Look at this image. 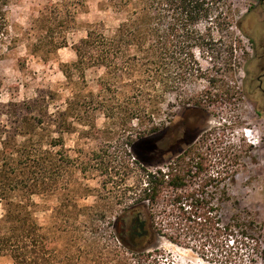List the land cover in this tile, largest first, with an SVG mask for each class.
I'll return each instance as SVG.
<instances>
[{
	"label": "rangeland",
	"instance_id": "obj_1",
	"mask_svg": "<svg viewBox=\"0 0 264 264\" xmlns=\"http://www.w3.org/2000/svg\"><path fill=\"white\" fill-rule=\"evenodd\" d=\"M8 1L13 35L19 42L15 49L4 51L0 61V150L5 142L18 144L32 137L39 152H51L53 163L64 156L72 162L63 176L54 171L55 177H38V193L31 197L38 223L50 232V264H118L122 255L138 264V258L146 256L128 255L116 243L113 224L122 207L130 204L123 194L130 196L128 189L137 187L139 180L128 145L154 128L160 130L157 133L167 129L170 138L181 133L216 163L211 173L226 178L219 184L228 198L222 203V219L240 216L252 238L245 240L231 264H264V112L256 83L251 82L258 68L253 57L256 44L252 46L249 38L256 34L245 28L252 1L232 0V27L214 32L208 51L195 52L199 73L158 100L142 103L136 118L122 113L115 120H106L95 107L104 98L117 99L115 88L100 91L104 68L88 69L84 78L74 73L67 79L62 73L64 66L75 62L71 47L85 37L90 25H102L106 34L118 26L122 15L112 11L110 0H81L66 47L46 58L30 52L28 46L40 34L36 18L61 0ZM70 102L85 105L84 123L76 121ZM68 106L71 115L62 125L58 113ZM171 158L165 156L144 169L154 171L157 165L165 170ZM9 194L17 196L14 200L21 196ZM3 204L0 201V217ZM233 240L229 239V247ZM158 246L143 264H226L216 251L217 256L211 251L200 255L164 240ZM0 264L13 262L0 255Z\"/></svg>",
	"mask_w": 264,
	"mask_h": 264
},
{
	"label": "trees",
	"instance_id": "obj_2",
	"mask_svg": "<svg viewBox=\"0 0 264 264\" xmlns=\"http://www.w3.org/2000/svg\"><path fill=\"white\" fill-rule=\"evenodd\" d=\"M80 1L61 0L50 7L51 11L45 9L36 18L40 34L29 44L30 52L46 58L66 47V35L74 25ZM110 2L112 11L122 15L118 26L106 34L102 25H90L85 37L71 47L75 62L62 69L67 79L74 73L84 78L85 71L91 68L105 69L100 91L111 88L118 91L116 100L104 98L95 104L106 120H115L122 113L130 116L127 118H136L142 103L158 100L180 81L199 73L200 68L194 67L197 66L195 52L208 51L212 34L228 30L234 23L232 0ZM9 5L8 0H0V61L4 51L15 49L19 42L13 35ZM235 26L241 32L239 22ZM233 50L231 45V54ZM125 79L128 82L123 83ZM129 99L134 102L127 103ZM70 104L74 105L72 115L76 121L84 123L82 107L85 105ZM125 105L131 107L127 109ZM70 106L58 113L62 125L71 115ZM152 131L128 145L139 180L137 187L128 189L130 196L123 194L130 204L122 207L113 224L116 243L128 255L146 253L138 258V264L146 262L151 256L149 251H157L160 240L200 255L208 251L214 255L216 251L220 261L231 264L245 247V240L250 238V228L240 216L227 222L222 219V203L228 198L219 184L226 178L211 173L216 163L204 157L193 142L185 141L181 133L170 138L166 135L167 129L164 133H157L160 130L155 128ZM193 131L191 128L190 134ZM165 156H172L165 170L157 165L154 171L144 169V165L153 166ZM71 167L68 156L53 163L51 152H39L32 137L18 144H3L0 150V201L4 202L0 217V255L9 257L13 264L51 263L50 232L38 223L31 197L38 193V177H55L54 171L63 176ZM9 193L21 196L14 200L17 196ZM230 238L234 240L229 247ZM129 259L122 255L118 264H132Z\"/></svg>",
	"mask_w": 264,
	"mask_h": 264
},
{
	"label": "flooded vegetation",
	"instance_id": "obj_3",
	"mask_svg": "<svg viewBox=\"0 0 264 264\" xmlns=\"http://www.w3.org/2000/svg\"><path fill=\"white\" fill-rule=\"evenodd\" d=\"M251 4L248 5L246 11L247 24L245 28L255 33L256 37L249 38L251 45L256 44V49L253 54L254 60L256 61L258 72L251 82L256 83V90L260 97V109L264 112V0H251ZM135 236H140V233L133 232Z\"/></svg>",
	"mask_w": 264,
	"mask_h": 264
},
{
	"label": "built area",
	"instance_id": "obj_4",
	"mask_svg": "<svg viewBox=\"0 0 264 264\" xmlns=\"http://www.w3.org/2000/svg\"><path fill=\"white\" fill-rule=\"evenodd\" d=\"M245 136L247 137V134L245 133Z\"/></svg>",
	"mask_w": 264,
	"mask_h": 264
},
{
	"label": "water",
	"instance_id": "obj_5",
	"mask_svg": "<svg viewBox=\"0 0 264 264\" xmlns=\"http://www.w3.org/2000/svg\"><path fill=\"white\" fill-rule=\"evenodd\" d=\"M142 226V225H141Z\"/></svg>",
	"mask_w": 264,
	"mask_h": 264
}]
</instances>
